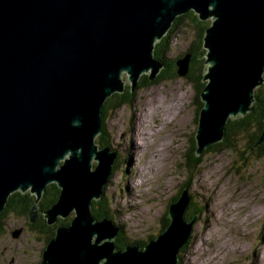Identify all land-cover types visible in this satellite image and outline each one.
I'll return each mask as SVG.
<instances>
[{
  "label": "water",
  "instance_id": "95a60500",
  "mask_svg": "<svg viewBox=\"0 0 264 264\" xmlns=\"http://www.w3.org/2000/svg\"><path fill=\"white\" fill-rule=\"evenodd\" d=\"M188 11L210 19L202 39L199 155L224 138L229 118L252 110L264 84V0H0V214L11 193L29 192L35 200L27 221L34 223L50 183L60 191L43 211L47 224L74 213L56 227L39 264L178 263L194 222L184 218L185 188L168 205L169 224L144 247L117 249L119 227L96 219L91 205L116 157L94 141L103 104L125 90L124 74L131 91L141 75L156 78L165 63L155 44ZM190 57L175 61L179 76ZM263 142L264 130L254 147Z\"/></svg>",
  "mask_w": 264,
  "mask_h": 264
},
{
  "label": "rangeland",
  "instance_id": "374dc122",
  "mask_svg": "<svg viewBox=\"0 0 264 264\" xmlns=\"http://www.w3.org/2000/svg\"><path fill=\"white\" fill-rule=\"evenodd\" d=\"M206 20L180 19L170 34L165 57L183 56L196 42L199 22ZM125 76V86L129 87ZM197 87L198 81L175 73L135 89L130 103L106 109L100 141L115 151L116 157L102 200L115 211L114 221L123 225V238L142 243L158 234L168 205L184 187L193 200L185 216L193 214L194 205L203 212L194 214L189 240L179 252L180 264H264V157L242 158L240 144L235 152L229 148L202 152L197 168L187 169L189 156L193 158L191 139L198 126V101L202 102ZM139 118L147 125V138L143 141L140 137L143 145L135 151L131 146L133 130L138 133L144 128ZM94 141L98 143V135ZM132 156L135 168L131 170ZM130 181L137 187H129ZM215 202H219L218 207ZM213 206V213L222 214L218 222L209 214L208 208ZM1 221L0 264H39L44 234L11 212ZM19 227L22 231L13 237L12 232Z\"/></svg>",
  "mask_w": 264,
  "mask_h": 264
},
{
  "label": "trees",
  "instance_id": "16d2710c",
  "mask_svg": "<svg viewBox=\"0 0 264 264\" xmlns=\"http://www.w3.org/2000/svg\"><path fill=\"white\" fill-rule=\"evenodd\" d=\"M188 16L191 20H195L197 18V15L193 11H188L185 14L178 15L168 32L162 37L161 40L156 42L155 44V50L154 55L157 58L162 59V61L165 63V67L159 72V74L156 76V78L152 81H149L147 79V76L145 74L141 75V77L138 80L137 86L135 89H138L146 84H151L155 82H159L163 78L170 77L172 75H175L177 73V66L175 64V61L182 57V55L174 57V59L166 58L165 52L169 50V39L170 34L175 29L176 24H178L179 20L183 17ZM209 25V21L205 22H199L197 28L198 32L196 34V42L193 43L192 46H190L187 51L183 54L190 53V62H189V70L186 74L187 77L192 79L193 81H198V92L197 95L199 96L201 90L203 89L205 83L201 82L202 79V71H203V59L200 58V54L204 53L205 50H203V35H204V29ZM131 91L128 86H125V90L121 93H113L110 95L104 102L103 108H102V114H101V133L98 135V143L99 147L107 146L103 141H100V138H102L101 135L104 134V128H103V119L105 116L106 109L110 108L112 110H116L121 104H127L131 102V99L133 98L134 91ZM255 98L256 101L253 104L252 110L247 112L244 116H240L237 118H229L225 124V130H224V138L217 142L212 143L208 147L204 148L202 151L203 153L206 152H212V151H220L221 149H231V151L235 152V149L238 148L240 150L239 146L242 144L243 149L241 150V156L242 158H250V156H257V157H264V142L258 145L257 147H253L254 143L259 139L261 136L263 130H264V84L257 87L255 89ZM203 105V102L198 101V108H197V117L199 116V111ZM197 124H198V118H196ZM192 144V155L193 158H188L187 160V169L192 170L191 168H197V166L202 161V155L196 154V139L195 134L191 139ZM250 149L249 154H247L248 150ZM248 155V156H247ZM113 171V170H112ZM110 176L112 175V172ZM109 176V177H110ZM104 187L102 188V196L98 200H92L91 205V213L94 215V217L98 220L107 217L112 220H114L112 212H115L113 209L108 208V204L106 201H103V192ZM184 190V187L179 190V192L175 195V198H173L172 201L177 200L182 191ZM60 189L55 183H50L46 186L40 200L38 201L39 206V214L37 219L34 223L30 224L29 227L36 229L38 232L44 234L45 238V245L50 240V238L55 234V229L58 225L61 224H69L71 222L72 217L74 216V213L70 215V217L66 218H59L58 221L53 225H48L46 222V219L43 217V211L46 210L48 207H50L53 203L56 202L58 195H59ZM190 196V194H189ZM191 197V196H190ZM35 200L34 195L30 194L29 192L21 193L19 191H15L11 193L6 201V204L0 214V230L2 228V221L1 219L3 216H5L8 212L14 213L15 215H19L21 217H24L26 219V222H28V212L33 205ZM193 200L190 198L189 204H192ZM193 214L189 217L185 216L184 218L187 221H191L194 218V214L197 213L198 216L203 212L201 208H197L196 205H194ZM162 229L164 230L165 227L169 224L170 218L168 216V213L164 218H162ZM119 230L117 233V236L115 238V246L117 249L123 248L126 244L129 243H138L141 247H144L147 241H144L140 243L138 240H126L123 238V225H118ZM156 234V233H155ZM154 234V235H155ZM156 236V235H155ZM153 237V235L148 236V239ZM189 240V239H188ZM188 242V241H187ZM186 244V243H185ZM184 244V245H185ZM183 245V246H184ZM45 247V246H44ZM183 248V247H182ZM182 250V249H180ZM177 264H180L179 261Z\"/></svg>",
  "mask_w": 264,
  "mask_h": 264
},
{
  "label": "bare ground",
  "instance_id": "6f19581e",
  "mask_svg": "<svg viewBox=\"0 0 264 264\" xmlns=\"http://www.w3.org/2000/svg\"><path fill=\"white\" fill-rule=\"evenodd\" d=\"M145 114V116H146V113H144ZM138 115V114H137ZM136 115V116H137ZM138 117V116H137ZM141 117H143V115H141ZM138 122H139V124H141V126L140 127H142V125H143V123H144V119H142V118H139L138 119ZM159 122V121H158ZM149 124V123H148ZM144 126V125H143ZM145 127H147V125H145L144 126V128L141 130L140 129V131H138V133L136 132V131H134L133 130V133H134V136H133V138H132V144H131V146H132V148H134V150L135 151H140L141 150V147H142V145H143V141H144V139H146L147 137V133L146 132H144V129H147V128H145ZM157 127V126H156ZM154 128V127H153ZM157 129V128H156ZM159 132V131H158ZM149 133V132H148ZM138 134V135H137ZM150 136V135H149ZM142 138V140H141V138ZM139 139V141L140 142H137V140ZM146 141V140H145ZM133 168H135V160H134V156H132L131 158H130V160H129V169H133ZM156 168V167H155ZM142 168H140L139 169V171L141 170ZM128 184H129V187H131V188H134V186L135 187H137V185L136 184H134V182H127ZM207 185V184H206ZM216 186H217V184H216ZM219 192V191H218ZM214 206L215 207H218L219 206V202H215V204H214ZM214 206H213V208H211V210H210V208H208L209 209V214L212 216V218L216 221V222H218L219 221V219H222V214H216L215 212L213 213V209H214ZM208 213V212H207ZM248 216H249V218L251 217V215H250V213L248 214ZM235 219V218H234ZM19 232L22 230L20 227H19ZM215 251V253L217 252L216 250H214ZM219 257V256H218Z\"/></svg>",
  "mask_w": 264,
  "mask_h": 264
},
{
  "label": "flooded vegetation",
  "instance_id": "af4514ba",
  "mask_svg": "<svg viewBox=\"0 0 264 264\" xmlns=\"http://www.w3.org/2000/svg\"><path fill=\"white\" fill-rule=\"evenodd\" d=\"M173 198H175V197H173ZM166 216V215H165ZM21 229H22V227H20ZM22 231V230H21Z\"/></svg>",
  "mask_w": 264,
  "mask_h": 264
}]
</instances>
